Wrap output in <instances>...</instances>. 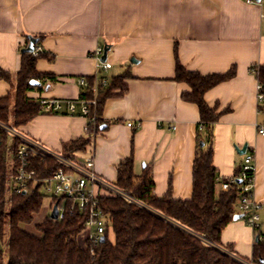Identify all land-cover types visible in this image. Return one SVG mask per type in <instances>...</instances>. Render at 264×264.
I'll return each instance as SVG.
<instances>
[{"label":"crops","instance_id":"0c3cea01","mask_svg":"<svg viewBox=\"0 0 264 264\" xmlns=\"http://www.w3.org/2000/svg\"><path fill=\"white\" fill-rule=\"evenodd\" d=\"M30 35L41 37L36 69L43 76L28 96L65 104L58 112L42 110L20 129L61 151L65 142L85 135L89 121L81 113L77 78L111 80L127 72L128 89L104 104L103 116L110 122L78 157L93 155L94 171L115 182L118 163L133 154L135 174L149 166L160 197L169 190L176 199L193 193L200 110L182 97L191 86L175 79L177 59L202 74L235 67L232 77L205 93L219 114L213 126V160L219 175L230 178L245 154L237 148L247 144V151L254 150L253 192L261 204L264 240V137L257 131L264 111L253 69L264 65V0H0V66L12 74L9 80L0 77V97L15 92ZM106 45L112 66L104 71L94 53ZM68 100L77 103L73 114L67 111ZM255 240L254 228L242 217L222 233L223 244L242 257L252 255Z\"/></svg>","mask_w":264,"mask_h":264},{"label":"trees","instance_id":"16d2710c","mask_svg":"<svg viewBox=\"0 0 264 264\" xmlns=\"http://www.w3.org/2000/svg\"><path fill=\"white\" fill-rule=\"evenodd\" d=\"M41 37H38V42ZM37 42V44H38ZM41 55L22 53V65L16 75L15 92L0 97V119L19 127L42 112L40 100L28 96L35 87L31 79H41L43 73L36 69ZM254 72L262 84L264 93V65H254ZM235 67L225 73L202 74L187 70L177 59L175 79L191 86L182 97L199 106L198 149L194 159L193 193L189 199L174 198L171 190L165 196L154 193V181L149 166L140 175L134 172V156L131 154L117 165L115 183L137 197L148 207H142L119 195H102L99 205L107 217L106 240L93 243L87 237L79 241L85 229L86 216L79 211L69 212L58 220L50 215L34 224V217L42 207L45 196L38 188L21 194L10 189V147L15 149L17 139L10 141L6 132L0 135V264H242L235 257L231 245L222 242L226 226L239 213L240 192L237 189L219 188L218 170L213 160V126L219 114L205 100L208 89L232 77ZM127 72L99 83L93 89L95 77H87V86H81L80 100L88 102L89 119L85 135L64 143L61 152L70 158L83 155L93 143L95 135L108 125L103 116L106 100L123 94L128 85ZM0 77L11 79L12 74L0 66ZM106 78V77H105ZM118 91V93L116 92ZM260 109L264 111V100ZM90 118L93 120L90 121ZM204 141V145H200ZM32 165L40 176L53 174L61 163L47 157L41 161L33 157ZM240 169L235 175H238ZM250 175L253 171L249 172ZM10 190V209L7 195ZM58 199V198H57ZM56 199V200H57ZM9 213V220L6 215ZM114 233V239L109 232ZM252 247V259L264 264V240L259 229Z\"/></svg>","mask_w":264,"mask_h":264},{"label":"built area","instance_id":"2783aa9c","mask_svg":"<svg viewBox=\"0 0 264 264\" xmlns=\"http://www.w3.org/2000/svg\"><path fill=\"white\" fill-rule=\"evenodd\" d=\"M256 2L255 0H247ZM42 52L40 45H35L31 52L37 56ZM103 49L98 48L94 55L98 60L100 69L107 71L112 63L102 61L101 56ZM81 86H87V77L80 76L77 78ZM108 79L105 77L95 76V85L93 89L96 91L98 84H107ZM258 99L260 102L264 100L262 92V84H258ZM43 110L46 112H58L62 110L64 101L54 98H41ZM81 102V113L88 114L89 105L85 100ZM67 111L75 113L77 111V103L74 100H68L66 103ZM93 118H90V121ZM132 125V122L128 123ZM258 134L264 137V122L257 126ZM6 132L10 137V141L17 139L19 141L17 147H10L8 154V162L10 165V189L12 191L25 194L31 189L38 188L40 192L51 199V211L55 203H57L58 220L66 217L67 213L79 211V214L86 216L85 229L87 238L93 243L101 242L102 236L107 234V217L103 209L99 205V197L102 195H119L125 199L134 202L142 207H148L134 195L120 188L115 182L109 181L94 171L93 155L84 158H70L61 151L54 150L42 142L30 137L24 133L19 127H15L0 119V135ZM39 156L41 161L47 157L55 158L61 163V166L51 175L40 176L37 169L32 165L33 157ZM254 150L247 151L244 154L242 166L238 175L230 178L217 177L220 185L224 189H237L241 198L239 202V213L242 218L251 225L254 230L259 229V208L260 202L254 198V181L255 166ZM253 171L250 175L249 172ZM58 198V199H57ZM57 199V200H56ZM242 264H257L251 256L242 257L235 255Z\"/></svg>","mask_w":264,"mask_h":264},{"label":"water","instance_id":"95a60500","mask_svg":"<svg viewBox=\"0 0 264 264\" xmlns=\"http://www.w3.org/2000/svg\"><path fill=\"white\" fill-rule=\"evenodd\" d=\"M255 1L256 2H261V0H255ZM37 42H38V37L30 35L29 36V43H28V45L26 47L23 48V52L24 51L25 52H32L34 50L35 45L37 44ZM109 49H110V46H108V45H106L104 47L103 54L101 56V60L102 61H106L107 60ZM134 60H136V59H132V61H134ZM30 83L32 85H40L41 81L39 79H31ZM105 127H106V124H103L102 128H105ZM200 145L203 146L204 145V141H200ZM237 149H238V151L240 153H245L246 150H247V144H244V146L241 149L240 148H237ZM57 206H58L57 203H55L54 206H53V209H52V211L50 213V217L53 218V219H57L58 218ZM241 217H242L241 214H236L234 218L238 219V218H241ZM105 240H106V236L104 235V236H102L101 241H105Z\"/></svg>","mask_w":264,"mask_h":264},{"label":"rangeland","instance_id":"374dc122","mask_svg":"<svg viewBox=\"0 0 264 264\" xmlns=\"http://www.w3.org/2000/svg\"><path fill=\"white\" fill-rule=\"evenodd\" d=\"M10 193L11 192L9 190L8 195H7V199H8V202H7V210L8 211L10 209V201H9V199H10ZM51 202L52 201H51V199L49 197H45L44 202H43V207H42L41 211L38 214L35 215L33 223L27 225V228L29 230H33L35 223L42 221L45 218V216L50 215V213H51V207H50L51 206ZM6 219L9 220V213H7ZM86 237H87V233H86V231H83L79 235V241L80 242H83ZM109 237L111 239H114V233L110 231L109 232Z\"/></svg>","mask_w":264,"mask_h":264}]
</instances>
